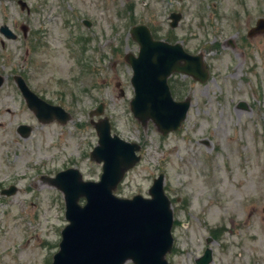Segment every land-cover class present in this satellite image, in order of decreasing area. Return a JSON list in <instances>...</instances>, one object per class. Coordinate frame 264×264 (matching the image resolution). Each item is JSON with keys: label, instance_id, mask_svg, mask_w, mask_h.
<instances>
[{"label": "rangeland", "instance_id": "1", "mask_svg": "<svg viewBox=\"0 0 264 264\" xmlns=\"http://www.w3.org/2000/svg\"><path fill=\"white\" fill-rule=\"evenodd\" d=\"M17 1L0 0V26L16 36L0 33V190L17 187L0 196V264H51L67 221L61 193L42 177L76 167L84 180L98 179L101 165L88 156L97 140L89 112L99 103L112 133L141 146L140 162L114 194L147 196L152 179L164 175L174 220L168 264H195L205 247L210 264H246L255 250L256 264H264V34L246 36L264 15L256 0H21L24 9ZM172 11L182 15L174 29ZM135 24L201 53L209 68L204 83L169 79L173 97H190L191 106L180 130L164 137L129 109L123 57L137 53L129 35ZM14 75L71 120L38 122ZM21 124L31 128L26 138L16 132Z\"/></svg>", "mask_w": 264, "mask_h": 264}, {"label": "water", "instance_id": "2", "mask_svg": "<svg viewBox=\"0 0 264 264\" xmlns=\"http://www.w3.org/2000/svg\"><path fill=\"white\" fill-rule=\"evenodd\" d=\"M19 3L24 7L23 3ZM170 19L171 27H175L180 16L171 14ZM257 25L254 32L264 29L263 20ZM0 31L6 37L14 38L7 27H1ZM130 33L139 45L137 57L126 56L133 71L131 112L142 125L151 120L158 132L166 135L179 129L190 105L189 99L173 101L167 77L177 72L204 82L208 77L207 68L201 54L190 55L180 44L169 45L152 40L144 25L134 26ZM14 80L28 108L40 122L56 120L65 124L70 120V115L62 108L49 105L30 92L20 77ZM2 81L0 77V85ZM93 113L101 114L102 106ZM91 123L98 140L90 159L102 163L100 180L83 181L76 169L59 172L49 179L63 193L68 221L61 232L59 251L54 254L52 264H124L129 260L133 264H167L164 256L170 252L172 245V213L163 193V175L153 180L148 191L150 198L140 195L131 199L115 197L112 191L125 172L140 159L136 155L140 146L111 135L106 118ZM17 130L26 137L31 129L19 126ZM14 192L11 187L3 193L12 195ZM80 198L86 200L83 206L78 203ZM210 260V250H206L197 263L208 264Z\"/></svg>", "mask_w": 264, "mask_h": 264}, {"label": "flooded vegetation", "instance_id": "3", "mask_svg": "<svg viewBox=\"0 0 264 264\" xmlns=\"http://www.w3.org/2000/svg\"><path fill=\"white\" fill-rule=\"evenodd\" d=\"M255 6H256V8H260V10H261V12H262V15H263V11H264V0H256V3H255ZM264 16V15H263ZM248 16L246 15V18H247ZM261 16H258L257 18H254V22H253V24L248 28V30L255 24V22H256V20L258 19V18H260ZM257 256H258V254H257V252H256V250L255 251H253V252H249V255H248V261H247V263L246 264H256L257 262H258V260H256L257 259Z\"/></svg>", "mask_w": 264, "mask_h": 264}]
</instances>
